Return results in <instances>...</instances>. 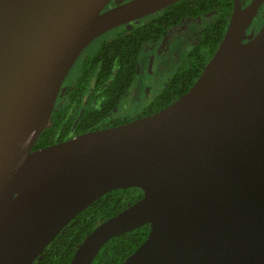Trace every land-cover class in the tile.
<instances>
[{"label":"water","instance_id":"95a60500","mask_svg":"<svg viewBox=\"0 0 264 264\" xmlns=\"http://www.w3.org/2000/svg\"><path fill=\"white\" fill-rule=\"evenodd\" d=\"M182 0H0V264H34L106 194L143 197L100 224L71 264L150 225L122 264H264V0H234L194 85L166 108L34 150L95 40Z\"/></svg>","mask_w":264,"mask_h":264},{"label":"trees","instance_id":"16d2710c","mask_svg":"<svg viewBox=\"0 0 264 264\" xmlns=\"http://www.w3.org/2000/svg\"><path fill=\"white\" fill-rule=\"evenodd\" d=\"M232 8L233 0H182L142 20L139 25L115 29L118 36L98 48L91 63L85 66L84 78L98 81L96 89L107 86L106 94L103 95L106 101L111 100L112 91L116 87L126 88L134 82L137 63L147 42L159 41L168 29L185 18L196 17L211 10L218 11L217 20L207 27L201 40L191 49L188 68L180 70L174 81L153 101L151 112H158L188 92L197 81L227 31ZM89 73L90 77L87 76ZM104 108L106 110L102 114L110 110L106 105ZM72 116L67 107L54 111L34 150L102 129L100 123L103 119L98 121L99 111L87 109L79 121ZM143 195V191L137 188L114 190L106 194L69 223L34 264H71L77 248L87 236L100 224L140 200ZM150 230V225H144L113 238L102 248L93 264H122L143 244Z\"/></svg>","mask_w":264,"mask_h":264},{"label":"flooded vegetation","instance_id":"af4514ba","mask_svg":"<svg viewBox=\"0 0 264 264\" xmlns=\"http://www.w3.org/2000/svg\"><path fill=\"white\" fill-rule=\"evenodd\" d=\"M128 1L130 0L119 2L112 0L106 9ZM250 1L251 0H246L244 3L248 4ZM233 11L234 0L229 22ZM218 17L219 12L211 10L196 17L183 19L178 25L168 29L165 35L159 40L164 41L166 38L173 40V49L171 50V48L164 46V48H160L162 53L158 52L159 49L156 51L158 56L154 55V49L148 48L157 41L147 42L144 45L140 60L137 63L134 82L126 88H123L122 86L116 87L115 90L112 91L111 100L109 99L108 101H106V96L103 95L106 94L105 90L107 86H101L96 89L98 81L89 78L85 79L83 75L86 64L91 63L90 61L98 48L101 45L111 42L112 37L118 36V32L114 30L106 33L95 40L81 53L63 83V88H65L66 91L58 98L54 111L67 107L70 114L73 115L72 117L77 118L78 121L87 109L99 111L100 117L98 118V121L100 118L103 119V122L100 123L102 129L127 124L153 114L151 112L153 101L171 82L174 81L180 70L188 68V55L191 49L198 44L207 27L211 23H214ZM147 18L148 17L132 22L128 25L120 26L117 29L131 28L139 25L142 20L144 21ZM255 22L256 32H258L264 24V6L256 16ZM193 28H195V30H193ZM173 29L178 30L169 34ZM169 50H171V53L168 54V58L164 53H167ZM164 56H167V59L162 58ZM87 76L90 77V73ZM155 87L158 90L157 96L152 98V100L147 101ZM146 89L149 90L144 93L143 90L145 91ZM120 95L122 97H120ZM104 105L108 106L110 110L105 111L102 114L103 110H106Z\"/></svg>","mask_w":264,"mask_h":264},{"label":"rangeland","instance_id":"374dc122","mask_svg":"<svg viewBox=\"0 0 264 264\" xmlns=\"http://www.w3.org/2000/svg\"><path fill=\"white\" fill-rule=\"evenodd\" d=\"M114 1H116V2H119V1H123V0H114ZM178 29H173V31L171 30L170 32H169V34H171V33H173V32H176ZM193 30H195V28H193ZM174 35H176V34H174ZM169 36V35H168ZM164 46H166L167 48H171V50L173 49V40H169L168 38H166L164 41H157L156 43H154V44H152L150 47H148V48H152V49H154V55H156V56H158V53H156V51L158 50V52H161L160 51V48L162 49V48H164ZM171 50H169L167 53H164V54H166L167 56H168V58H169V55L168 54H170L171 53ZM162 53V52H161ZM167 56H164V57H162V58H165V59H167ZM149 90V89H148ZM148 90L146 89L145 91L143 90V92L145 93L146 91L148 92ZM157 94H158V90L156 89V87H155V89H154V91L152 92V94H151V96L148 98V100L147 101H150V100H152V98H155L156 96H157Z\"/></svg>","mask_w":264,"mask_h":264}]
</instances>
